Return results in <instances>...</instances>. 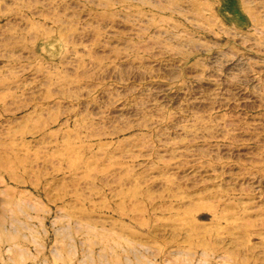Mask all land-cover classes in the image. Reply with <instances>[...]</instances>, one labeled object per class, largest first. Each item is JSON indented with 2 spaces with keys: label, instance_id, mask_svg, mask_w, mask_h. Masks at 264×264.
<instances>
[{
  "label": "rangeland",
  "instance_id": "1",
  "mask_svg": "<svg viewBox=\"0 0 264 264\" xmlns=\"http://www.w3.org/2000/svg\"><path fill=\"white\" fill-rule=\"evenodd\" d=\"M0 264H264V0H0Z\"/></svg>",
  "mask_w": 264,
  "mask_h": 264
}]
</instances>
